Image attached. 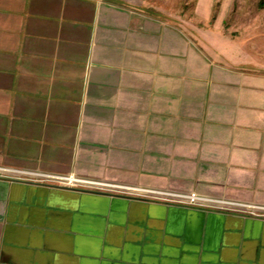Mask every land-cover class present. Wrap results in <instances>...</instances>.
<instances>
[{
    "label": "crops",
    "instance_id": "0c3cea01",
    "mask_svg": "<svg viewBox=\"0 0 264 264\" xmlns=\"http://www.w3.org/2000/svg\"><path fill=\"white\" fill-rule=\"evenodd\" d=\"M236 1L195 0L187 36L147 0H0V264H264V54Z\"/></svg>",
    "mask_w": 264,
    "mask_h": 264
},
{
    "label": "rangeland",
    "instance_id": "374dc122",
    "mask_svg": "<svg viewBox=\"0 0 264 264\" xmlns=\"http://www.w3.org/2000/svg\"><path fill=\"white\" fill-rule=\"evenodd\" d=\"M263 2V1H261ZM261 2H255L253 0H237L234 3V9L232 13L229 14V17L227 18V21L234 25H236L238 28L234 29L236 33L234 35H240L241 37V31L242 27H248V26H261L259 30L255 31L256 29H249V40H250V47L254 51L255 54H264V6H261ZM147 5L149 8L153 10H159L164 13H167L170 16V20L177 23L180 22L178 20V16H182L186 23V34L187 36H191V32H193V27L191 26L190 22H193L194 24L198 25L199 27H204L208 28V26L204 25L203 23H198L195 21L194 17V5H195V0H147ZM219 7V5L216 6V8ZM216 10V9H215ZM255 32V34H253ZM258 32V33H256ZM255 62L254 64H256ZM257 68V66H251V69ZM90 186V185H89ZM113 191L116 189H110V188H105L103 191ZM128 192H133L132 190H127ZM139 194V192H136ZM161 193V194H158ZM154 194H149L150 196L152 195L154 198H170L167 201H170L173 199L170 196H166V194H162L164 192H158ZM191 193V192H190ZM190 193H169V194H174V195H187ZM168 194V195H169ZM206 197V196H203ZM211 200L215 201H223V200H217L214 198H209ZM227 202V201H226ZM230 205H225L221 203H209V206L212 207H227V208H238V205L234 204L235 202H230Z\"/></svg>",
    "mask_w": 264,
    "mask_h": 264
},
{
    "label": "built area",
    "instance_id": "2783aa9c",
    "mask_svg": "<svg viewBox=\"0 0 264 264\" xmlns=\"http://www.w3.org/2000/svg\"><path fill=\"white\" fill-rule=\"evenodd\" d=\"M48 178H52L51 180L58 181L60 184L70 187H75L78 185H85V183H92L87 182L84 180H80L75 178L74 176H66V177H54V176H47ZM173 196L175 200L174 202L185 204L187 206L192 207H212L209 206V203H220L219 201L208 199L207 197L200 196L196 193H190L187 195H174L171 194L170 197ZM161 199V198H160ZM168 200V199H166Z\"/></svg>",
    "mask_w": 264,
    "mask_h": 264
},
{
    "label": "trees",
    "instance_id": "16d2710c",
    "mask_svg": "<svg viewBox=\"0 0 264 264\" xmlns=\"http://www.w3.org/2000/svg\"><path fill=\"white\" fill-rule=\"evenodd\" d=\"M260 5H261V6H264V2H261Z\"/></svg>",
    "mask_w": 264,
    "mask_h": 264
}]
</instances>
